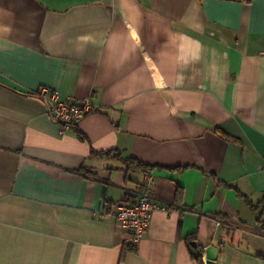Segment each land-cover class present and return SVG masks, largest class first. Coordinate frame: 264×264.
<instances>
[{
    "label": "crops",
    "instance_id": "0c3cea01",
    "mask_svg": "<svg viewBox=\"0 0 264 264\" xmlns=\"http://www.w3.org/2000/svg\"><path fill=\"white\" fill-rule=\"evenodd\" d=\"M43 85L95 108L61 134ZM127 157L177 206L137 244L111 214L143 186ZM208 245L264 264V0H0V264H205Z\"/></svg>",
    "mask_w": 264,
    "mask_h": 264
},
{
    "label": "built area",
    "instance_id": "2783aa9c",
    "mask_svg": "<svg viewBox=\"0 0 264 264\" xmlns=\"http://www.w3.org/2000/svg\"><path fill=\"white\" fill-rule=\"evenodd\" d=\"M34 94L46 103V112L58 125L61 134L73 128L83 116L95 108L89 97L71 99L63 96L58 89L46 85L38 87ZM143 173V186L136 200L132 203L117 201L111 208L115 219L131 232L134 244L144 236L152 212L158 210L169 213L177 210V206L173 204L155 202L152 199L151 185L154 177L149 168H144Z\"/></svg>",
    "mask_w": 264,
    "mask_h": 264
},
{
    "label": "trees",
    "instance_id": "16d2710c",
    "mask_svg": "<svg viewBox=\"0 0 264 264\" xmlns=\"http://www.w3.org/2000/svg\"><path fill=\"white\" fill-rule=\"evenodd\" d=\"M219 128V127H218ZM220 134L227 140H230V141H234V142H241L238 138L234 137V136H231L230 134H228L227 132L223 131L220 129ZM92 155H117L119 157L120 156V152L119 150L117 149H111V150H92L91 151ZM126 160H128L129 162L131 163H136L137 166L139 167H142V168H147L148 165H144L142 164L141 162H138L136 159L134 158H130V157H127L125 158ZM78 173L80 174H83L85 176H91V177H94L95 176V173L93 171V169H91L90 167L88 166H82L81 168H79L77 170ZM193 238L194 239V234L191 235V236H188L186 239L188 238ZM187 241H190V240H187ZM129 246L128 245H123L122 247V253L126 250V248H128ZM131 248V247H129ZM193 258L195 259V261L198 263V264H204L203 263V259H202V256H203V250L201 249L199 252H196V253H193L192 254Z\"/></svg>",
    "mask_w": 264,
    "mask_h": 264
},
{
    "label": "water",
    "instance_id": "95a60500",
    "mask_svg": "<svg viewBox=\"0 0 264 264\" xmlns=\"http://www.w3.org/2000/svg\"><path fill=\"white\" fill-rule=\"evenodd\" d=\"M191 244L196 246V242L192 241ZM217 256V249L213 245H208L205 248V264H215V259Z\"/></svg>",
    "mask_w": 264,
    "mask_h": 264
}]
</instances>
